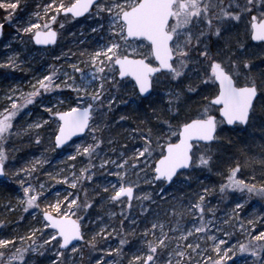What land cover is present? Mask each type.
I'll list each match as a JSON object with an SVG mask.
<instances>
[{"label":"snow or ice","instance_id":"snow-or-ice-1","mask_svg":"<svg viewBox=\"0 0 264 264\" xmlns=\"http://www.w3.org/2000/svg\"><path fill=\"white\" fill-rule=\"evenodd\" d=\"M21 2L22 0H0V6L9 10V21L13 20L12 13ZM23 2L26 6L27 0ZM260 7L264 8V0H260ZM255 8V0H243V3L241 0H71L69 3L64 0H49L42 6L43 20L40 19V11H37L34 13L37 18L34 23L29 20L26 25H18L20 32L33 33L37 44L56 43L58 32L53 25L61 13L73 17L85 14L100 17L107 28L105 29V24L97 23L91 31H104L105 36L102 37L103 43L96 46L95 50L81 51L80 56L84 59H77L68 65V71L63 67L50 66L53 70L35 80L30 85V91L15 88L5 94L8 107L0 110V175L7 174L10 163L6 148L8 141L14 135L29 132L33 128L40 129L43 125L51 129L50 134L57 147L66 145L78 134L91 137V142L76 143L70 156L72 160L77 155L87 157V164L79 169V173L73 166H69L67 173L62 171L56 178L65 184H71L73 188L78 184L83 186L85 180L94 182L97 166L92 161L99 156V146L104 143V118L106 112L113 107V101L117 100V96L113 94L114 89L125 83L133 84L136 95L142 99L166 95L165 111L171 115L160 125V128L167 129L162 134L160 129H156L154 134V129L150 127L143 132L137 130L142 136L143 144L131 149V157L126 149L116 160L110 157L100 159L99 167L107 169L114 165L115 175L120 177L115 184L108 183L101 187L104 192L111 188L107 199L121 205V216L125 212V201L128 209L133 206L136 182L129 180V175L135 177L138 172H144L141 179L146 182L150 179L153 183L168 182L171 185L180 181L197 165L211 168L212 156L208 146L217 141L219 134L228 125H248L255 114L256 103L264 102V71L255 73V65L251 59L241 61L238 56L235 59L230 55L221 56L219 49L213 52L209 41L213 35L219 38L226 31L222 28L225 22L242 21L247 13L252 21L251 40L264 46V18L253 14ZM261 16L264 17V14ZM2 28L3 22L0 21V29ZM238 43L240 50L246 48L244 43ZM261 53L264 54V47L261 48ZM66 55L75 54L69 52ZM19 57V52H12L0 63L15 68ZM82 64H86L90 71L82 67ZM193 77L198 79L199 85H192ZM185 81L189 83L183 91L176 87L183 85ZM161 85L165 86L164 92L158 91ZM199 86L209 89L207 94H202L204 106L194 114L195 118L193 115L182 116L181 110L185 108L187 101L184 93L190 96L197 92ZM64 88L75 92V97L57 98V105L61 107L69 99L74 100V103H68L65 110H59L43 101L46 93ZM38 99L41 107L46 108L50 114L47 119L28 122L26 127L15 124L14 118L18 117L21 110ZM150 115L161 119L156 109H152ZM41 139L40 134H35L36 142ZM156 145L160 147L158 152ZM41 163L47 161L38 159L30 164L31 170L25 167L13 172V175L23 172L29 177L28 180L19 181L23 188L19 199L24 211L39 208L38 199H43V193L38 189H43L46 185L34 176ZM261 163L264 165V160ZM242 167L240 162H236L229 168L225 182L219 185L220 191L235 190L233 195L236 191H246L249 195L255 193L264 197V183L257 185L243 178ZM190 180L191 176H187L184 182L188 183ZM83 191V200L79 193L69 192L62 199L57 196L54 201L44 204L42 225L30 227L21 235L0 237V264H28L27 254L39 252V248L31 245L25 247L26 240L33 243L40 240L45 247L51 242L60 264H83L82 261L73 259L76 255H84L81 241L95 251L97 237L101 235L106 238V247L99 250L120 256L123 246L128 244V230L123 233L117 230L125 227L124 220H117L113 224L96 217L95 221L89 220L88 223L95 224L98 230L85 228L84 219L79 213L89 208L92 201L87 199L88 188L84 187ZM208 192L209 189L203 187L194 197L195 202H189L190 209L198 210L195 215L199 217V227L193 223L192 229L182 231L179 238L174 239L169 235L170 231L176 229L168 227L165 222L155 218L144 221V247L137 248L139 254H132L128 264H157L158 261L159 264H235L233 257L237 253L250 254V264H264V215L242 219L237 213L243 209L246 201L240 197L231 213L219 217L217 224L216 210L209 208L206 201ZM160 193L167 195L164 188H160ZM96 194L100 195L99 192ZM140 198L151 201L152 194L141 193ZM140 209L149 213V208L144 204L140 205ZM170 211L175 213L176 209L173 207ZM116 215L115 212L112 213L113 217ZM137 220L139 217L132 219L128 229L133 228ZM257 220L260 223L258 230ZM3 223L5 222L0 220V224ZM237 229L243 242L238 240L232 243L233 232ZM43 230H46L47 239L40 235ZM193 230L199 236L188 242ZM113 235L123 237L118 242L119 247L108 244ZM148 236L154 238L148 239ZM172 243L176 245L175 248L171 247ZM101 261L104 264H119L115 257L109 256L106 259L105 255L94 259V262L89 260V264H101Z\"/></svg>","mask_w":264,"mask_h":264},{"label":"rangeland","instance_id":"rangeland-1","mask_svg":"<svg viewBox=\"0 0 264 264\" xmlns=\"http://www.w3.org/2000/svg\"><path fill=\"white\" fill-rule=\"evenodd\" d=\"M43 3L39 4L41 7H36L34 10L28 11L27 14L23 13V21L21 25H26L29 20L33 23L37 19L34 13L40 11V19L43 20L44 13L42 11V6L48 3L49 0H41ZM65 3L71 2V0H64ZM227 2V0H226ZM243 3V0H241ZM256 8L253 9V14L257 15L258 18H264L261 14H264V8L260 7V0H255ZM238 10V9H233ZM51 15V13L49 14ZM19 18V16H16ZM59 17V16H58ZM57 17L56 23L53 25L58 30L66 31L70 25L64 20H60ZM251 17L245 13L243 20L236 22H225L222 28L226 29L223 34L217 38L213 35L210 38L209 43L213 52L217 49L220 50V55H230L235 59L237 56L240 57L241 61L244 59H251L255 65L253 71L257 74L264 71V54L261 53V48L264 47L261 44H254L250 40L251 33ZM97 23L105 24V29L107 25L104 20L100 17H89L86 16L81 21H77L74 25L71 24V32L66 35L60 34V42L56 46L55 50L50 52L44 51L42 49L38 50L34 48L31 42L32 33H22L19 31L18 25L15 24L14 29L18 30L17 33L13 32L12 28L7 39H3L0 43V61L5 60L9 57L12 52H19L20 57L17 63V67L12 68L0 63L1 66L6 69L4 73H0V110L8 107L5 101V94L10 90L19 88L22 91H30V85L35 82L38 78L46 75L53 68L50 66L63 67L65 71H68V65L72 64L75 60L84 57L80 56V52L87 50L93 51L96 46L103 43L102 37L105 36L104 31L97 30L96 32L91 31L92 28L96 27ZM61 24L63 27H61ZM13 29V30H14ZM59 35V34H58ZM19 37H23L20 39ZM244 43L246 48L244 50L239 49V43ZM67 44V45H66ZM7 45V47L5 46ZM79 47L77 49V47ZM231 49V51H228ZM74 53L75 55H66V53ZM87 71H90L86 64H82ZM61 79L63 77L61 76ZM244 79L243 74L241 75V80ZM130 80V79H129ZM189 81H185L183 85H176L182 89V91L187 88ZM193 86L199 85L197 78L193 77L191 80ZM205 87L199 86L196 93L188 95L186 92L184 95L187 97L186 106L181 110V115L189 114L196 101V97L202 95V91ZM159 92L165 91V86L161 85ZM114 95L117 96V100L113 101V107L110 111L106 112L104 118L105 129L110 128L112 133L108 138L104 139V143L101 144L99 156L93 159V164L96 165V175L93 181H84V185L78 184L76 188H73L71 184H65L62 180H58L57 174L67 173L68 167L73 166L74 170L79 173V169L87 164V157L82 155H77L75 160L70 158L74 151V145L81 142H91V137L83 136L76 138V140L71 141L70 144L65 146L61 150L55 148L53 143L54 137L51 136V129L41 126L40 129H31L29 132H22L19 135H14L6 145L7 151L9 153V165L7 168V174L4 178L0 180V194L3 191H7L4 195L0 196V220L5 223L0 224V237L4 236H15L24 234L30 227H38L43 224L44 219L42 218V212L44 211V204L54 201L57 196L61 199L63 196L67 195L69 192L79 193L81 200L85 198V193L83 191L84 187L88 188L87 199L92 201L89 208L82 210L79 215L84 219V226L90 230H98L95 228V224H89V220H96V217H101L105 222L115 224L117 220H124V228H118L117 230L123 233L128 230V244L123 246V252L120 256L116 253H102L99 249L106 247V238L102 235L97 237V250H92L85 242H81L84 255L81 257L76 255L73 259L77 261H82L83 264H89V260L98 259L101 255H105L107 259L109 256L115 257L119 264H128V260L131 258L132 254H139L137 248L144 247L142 245L143 227L146 226L144 221H151L154 218L156 220L165 222L170 228L176 229L175 231H170L169 235L174 239L180 237V233L185 229H192L193 223L199 227V217L195 215L198 210L190 209L189 202H195L194 197L201 190L195 191L194 194H189L188 192L178 191L184 185V180L188 175L182 177L180 181L173 183L169 187H165L164 183H153L149 179L147 182L142 180L141 177L144 172H138L137 176H128L129 180H135L136 189L135 195L132 202L131 209L127 208V201L124 202L125 212L124 215H120L121 205L117 202H111L107 197L111 194V188L108 192H104L101 186L107 185L108 183L115 184L120 177L116 176V167L114 165L109 166L107 169L99 167V162L101 158L110 157L116 160L121 152L128 150V155L131 157V149L133 147H140L143 144L142 136L139 132H143L146 128L154 129V134L156 129H160L162 134L167 129L160 128L163 120H167L171 115L170 112L165 114V104L167 105V96H154L149 99H142L135 93L133 84L125 83L122 87L114 89ZM58 97H75V92L72 89H57L54 93H46L43 97L45 103H50L59 110H65L68 103H74V100L69 99L62 107L57 105ZM22 99V97H20ZM198 99V98H197ZM163 100V102H161ZM184 102V101H182ZM151 104V107L149 105ZM263 105L262 108H257L253 119L249 121V127L255 128L260 133L264 132V102H259ZM196 107V106H193ZM260 107V106H259ZM152 109L157 110V115L161 117L160 120L156 116L150 115ZM50 114L47 112L46 108L41 107L40 100L34 101L32 104L27 105L25 109H22L18 117L14 118V123L26 127L28 122H38L41 119H47ZM123 117V119H121ZM195 117V116H193ZM175 122V121H174ZM51 123V121H49ZM139 130V132L137 131ZM40 134L42 139L40 142L35 141V134ZM103 139V138H102ZM155 143V141H154ZM160 150L159 145H156V151ZM158 159V157H155ZM16 159V161H15ZM46 160L47 163H41L34 172V176L46 186L43 189H38L43 193V199H38L40 204L39 208L33 207L24 211L23 206L20 202V197L23 192V188L19 183L20 180H28L29 177L25 176L23 172H18L13 175V172L17 169L29 167L30 164L34 163L36 160ZM143 160V158H140ZM131 171V169H129ZM151 173L149 172V177ZM15 180V181H14ZM36 181H33L35 183ZM13 183L12 185H10ZM160 188H169L167 195H162L160 193ZM2 189V191H1ZM95 189V192L93 191ZM185 189V187H184ZM183 190V188H182ZM235 190H226L221 192L218 190L214 193H208L206 201L208 202V207L215 209V215L217 217L215 223L219 224V217H223L226 213L230 214L235 204L239 202L240 197H242L246 203L241 211L237 213L242 219H252L255 216L264 215V197L256 195L255 193L249 195L246 191L240 193ZM99 192L100 195L96 193ZM141 193H151L152 200H143L140 198ZM176 193V194H175ZM79 203V201H78ZM144 204L145 207L149 208V213L142 212L140 205ZM15 206V207H13ZM66 206V205H65ZM43 207V208H42ZM175 208V213L171 212V208ZM115 212L117 215L112 216ZM151 213V214H150ZM210 215V214H209ZM23 217V219H21ZM125 217H128L125 219ZM137 220L136 225L128 229V225L131 223L132 219ZM207 219V216L205 217ZM257 230L260 229L259 220L256 221ZM178 226V227H177ZM167 230V228H166ZM256 231V230H252ZM239 230L233 232V237L231 242L236 241L243 242L240 235H238ZM46 230H43L40 235L43 239H47L45 234ZM199 236L194 230L192 234L188 237V242L197 239ZM123 238L122 236L113 235L108 244L112 247H119V240ZM154 237L148 236V239H153ZM223 238V237H222ZM184 241H182L183 243ZM31 245L32 247L39 248V252H30L27 254L28 264H60L56 260L57 252L55 247L49 242V246L45 247L41 244L40 240H36L34 243L31 240L25 241V247ZM19 246V245H18ZM171 247L175 248L174 243ZM68 255H71L68 253ZM235 264H250V254H240L233 257ZM101 264H104L101 261ZM159 264V261L157 262Z\"/></svg>","mask_w":264,"mask_h":264},{"label":"trees","instance_id":"trees-1","mask_svg":"<svg viewBox=\"0 0 264 264\" xmlns=\"http://www.w3.org/2000/svg\"><path fill=\"white\" fill-rule=\"evenodd\" d=\"M41 3H43L41 0H27L25 6L22 0L21 5L12 13V21L7 19L9 10L0 6V21L3 22L4 28V35L2 39H7L6 37L12 29L9 23H11L12 27L15 24L21 25L23 21V16L21 15L34 10L37 5ZM17 15L19 18L16 17ZM14 28L15 27H13V29ZM78 48L79 47H77V49ZM5 71L6 69L0 65V73H4ZM208 91L209 89L205 88L201 93L207 94ZM259 102L260 101L256 103L255 111L257 108L263 109V105H260ZM203 106L204 101L202 100V95L199 97L197 96L194 105L190 108L191 111L189 114L185 115L194 116V114L198 113ZM166 112L167 111H165V114H167ZM249 124L244 129L239 127L229 129L225 127L224 131L219 134L217 141L208 146L211 149L209 154L212 156L211 164L213 166L209 168L208 166L201 167L197 165L195 169L188 172V175L191 176L190 182L184 183L182 187L183 190L181 188L178 191L194 194L195 191L201 190L203 187H207L209 189L208 193L217 192L220 190L219 185L225 182L229 168L234 166L236 162H240L243 165L241 169L243 178L257 185L264 183V165L261 163V161L264 160V132L262 135V133L257 131L255 128L253 129L249 127ZM109 129L110 128H108V126L106 129L104 128L102 135L103 141L111 135L110 133L112 132ZM12 184L13 183L10 185ZM165 190L167 193L169 192V188H166ZM6 192L7 191H3L0 196L4 195Z\"/></svg>","mask_w":264,"mask_h":264},{"label":"water","instance_id":"water-1","mask_svg":"<svg viewBox=\"0 0 264 264\" xmlns=\"http://www.w3.org/2000/svg\"><path fill=\"white\" fill-rule=\"evenodd\" d=\"M61 14H63V13H61ZM63 15H65V14H63ZM69 15H70V14H69ZM86 15H88V14H85L84 16H81V17H73V16H72V17L75 18V19H81V18L85 17ZM250 27H251V24H250ZM2 35H3V28L0 29V41H1V37H2ZM32 37H33V38H32L33 44H34V46L37 47V48H50V47H53V46L57 43V41H56L55 44H50V45L37 44V43L35 42V40H34V34H33ZM250 38H251V35H250ZM57 39H58V37H57ZM251 41H252V43L260 44V42H256V41H253V40H251ZM130 79H131V78H130ZM237 125H240V126L243 127V128L246 127V125H243V124H237ZM235 126H236V125H228L227 127H228V128H234ZM84 135H85V134H78V136L73 137L72 140H74V139H76V138L83 137ZM72 140H71V141H72ZM69 143H70V141L67 142L66 145H68ZM66 145H64V146H59V147H57V146L55 145V147H56L57 150H61V149L65 148ZM3 178H4V175H0V179H3ZM165 186L168 187V186H170V185H169L168 182H165ZM42 218H43V216H42Z\"/></svg>","mask_w":264,"mask_h":264},{"label":"flooded vegetation","instance_id":"flooded-vegetation-1","mask_svg":"<svg viewBox=\"0 0 264 264\" xmlns=\"http://www.w3.org/2000/svg\"><path fill=\"white\" fill-rule=\"evenodd\" d=\"M58 18H59L60 20H64V21H66V22L69 23L70 25L68 26V28L66 29L65 32H64V31H61L60 33H58L59 35H58L57 43H56L55 46L50 47V48H40V49H42V50H44V51H47V52H50V51H52V50H55V49H56V46H57V45L59 44V42H60V40H59V39H60V34H61V35H66L68 32L73 31V30L70 29V28H71V24L74 25L77 21H81L82 19H84V18H82L81 20H78V19L73 18L71 15L69 16V15H63V14H60ZM57 32H58V30H57ZM29 36L31 37L32 45L34 46L33 41H32L33 33H32L31 35H29ZM66 45H67V44H66ZM34 48H36V47L34 46ZM36 49L40 50L39 48H36Z\"/></svg>","mask_w":264,"mask_h":264}]
</instances>
